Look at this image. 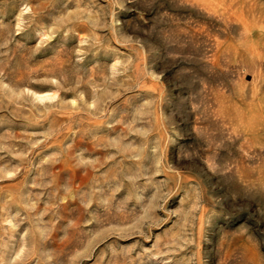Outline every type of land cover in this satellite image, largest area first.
<instances>
[{"label": "rangeland", "instance_id": "rangeland-1", "mask_svg": "<svg viewBox=\"0 0 264 264\" xmlns=\"http://www.w3.org/2000/svg\"><path fill=\"white\" fill-rule=\"evenodd\" d=\"M0 264H264V0H0Z\"/></svg>", "mask_w": 264, "mask_h": 264}]
</instances>
